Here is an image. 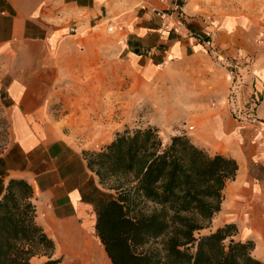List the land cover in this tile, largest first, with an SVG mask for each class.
<instances>
[{
    "label": "crops",
    "instance_id": "0c3cea01",
    "mask_svg": "<svg viewBox=\"0 0 264 264\" xmlns=\"http://www.w3.org/2000/svg\"><path fill=\"white\" fill-rule=\"evenodd\" d=\"M168 4L169 0H0V110L8 132L0 154V196L12 177L30 183L35 220L54 243L50 256H34L32 264H111L95 232L94 202L106 190L88 169L82 144L72 137L90 134L93 37L115 46L118 62L144 80L158 78L166 67L189 59L216 60L220 98L213 104L187 106L185 127L192 128L184 133L208 153L236 160V175L222 190L211 229L234 223V237L253 240L252 254L264 264V122L232 118L229 101L225 102L232 82L228 67L250 68L244 63L252 53V28L243 27L250 19L233 12L211 17L203 0H187L185 29L175 34L161 30V18L155 14ZM108 23L113 31L106 30ZM95 27L103 30L95 32ZM207 32L211 49L203 44ZM56 103L61 105L55 108Z\"/></svg>",
    "mask_w": 264,
    "mask_h": 264
},
{
    "label": "trees",
    "instance_id": "16d2710c",
    "mask_svg": "<svg viewBox=\"0 0 264 264\" xmlns=\"http://www.w3.org/2000/svg\"><path fill=\"white\" fill-rule=\"evenodd\" d=\"M82 155L99 184L114 192L94 202L95 232L111 264H263L252 254L253 240L234 237V223L201 233L236 175L234 158L208 153L185 133L164 143L154 125L116 131L99 150ZM33 194L25 179L7 181L0 196V264L51 255L54 243L35 220Z\"/></svg>",
    "mask_w": 264,
    "mask_h": 264
},
{
    "label": "rangeland",
    "instance_id": "374dc122",
    "mask_svg": "<svg viewBox=\"0 0 264 264\" xmlns=\"http://www.w3.org/2000/svg\"><path fill=\"white\" fill-rule=\"evenodd\" d=\"M203 2L211 17L217 12H233L249 17L250 20L244 22L243 27L252 28L249 40L252 53L249 54V62L244 63L250 68L241 70L244 77L237 67H228L232 82L225 102L227 105L229 101L232 118L242 122H249L251 118L264 122V0ZM97 28H94L95 32L103 30ZM90 40V134L72 135L82 144V151L99 150L116 131L148 125L156 126L162 141L166 143L170 136L188 130L185 126L189 119L184 116L187 106L206 102L213 104L220 98L218 83L221 76L217 74L220 67L213 57L189 59L185 63L166 67L158 78L144 80L134 75L128 64L118 62L115 46L109 41L99 37ZM216 95L218 99H215ZM60 105L56 103L55 108ZM1 112L0 146H6L7 125ZM104 189L105 197L114 194ZM210 229L211 225L201 233Z\"/></svg>",
    "mask_w": 264,
    "mask_h": 264
},
{
    "label": "built area",
    "instance_id": "2783aa9c",
    "mask_svg": "<svg viewBox=\"0 0 264 264\" xmlns=\"http://www.w3.org/2000/svg\"><path fill=\"white\" fill-rule=\"evenodd\" d=\"M187 0H169V4L162 9H157L155 11L156 16L161 18L160 29L164 31H171L175 34H182L185 29L186 23V13L184 10V6ZM107 31H113L112 23H108L106 25ZM70 32H74V27L70 28ZM188 32L184 34L187 35ZM210 32L206 33V38L203 41V44L208 49H211L210 45ZM232 75V72H230ZM189 129L192 127L189 126Z\"/></svg>",
    "mask_w": 264,
    "mask_h": 264
},
{
    "label": "bare ground",
    "instance_id": "6f19581e",
    "mask_svg": "<svg viewBox=\"0 0 264 264\" xmlns=\"http://www.w3.org/2000/svg\"><path fill=\"white\" fill-rule=\"evenodd\" d=\"M97 107V106H96ZM90 109H92V108H90ZM169 113V112H168ZM167 114V113H166ZM171 115V114H170Z\"/></svg>",
    "mask_w": 264,
    "mask_h": 264
}]
</instances>
